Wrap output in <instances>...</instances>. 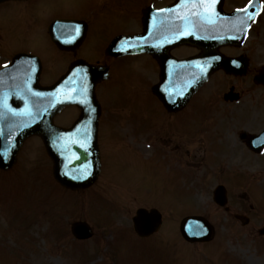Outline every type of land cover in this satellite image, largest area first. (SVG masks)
Segmentation results:
<instances>
[{
  "label": "rangeland",
  "instance_id": "1",
  "mask_svg": "<svg viewBox=\"0 0 264 264\" xmlns=\"http://www.w3.org/2000/svg\"><path fill=\"white\" fill-rule=\"evenodd\" d=\"M239 1L242 0H235L233 4ZM65 4L66 1H63L60 5ZM126 7L130 6L124 4L122 0H114L111 14L118 16L126 12ZM33 9H28V13L22 15L25 22L22 23L20 32L25 31L29 34L34 31L35 37L39 38V35H42L40 22L33 20L30 26L27 23L32 14L34 18L39 13V7ZM0 10V24L13 26L16 21L15 15L3 7ZM133 11L129 9L132 14ZM116 21L118 19L113 20ZM126 23L133 24L135 19L126 20ZM102 32L108 31L103 27ZM3 35H6V29L0 27V37ZM101 37L103 35H100L99 39ZM30 47L39 49L40 44L31 41ZM54 51L47 45L43 47L46 79L49 72H52L50 78L63 72L70 59L67 55L62 57L59 51L54 58ZM191 52L182 50L180 55ZM0 53L6 54L7 51L1 48ZM57 64L60 66L59 69L56 68ZM144 66V62H140L139 65L133 63L129 68L114 66L120 74V80L124 75H129L131 79L129 85L124 87V91L122 88L118 95L112 94L119 101L109 102L107 99L105 108L108 105L110 106L108 109L111 108L113 111L115 109L121 111L120 108L123 110L125 106H131L134 110L137 108L138 113L135 112L130 119H133L135 127L143 128V134L148 135L147 139L153 136L161 141L158 156L148 160L145 152V159L138 158L137 162L127 169L138 172L137 175L132 173L126 176L123 172L118 174L122 168L118 162L127 157L126 153H131L132 146L123 140L113 142L114 146L108 147L107 141L104 146L106 166L103 167L94 185L75 194L67 192L61 194L52 180L49 160L41 143L38 140L26 142L17 165L6 174L7 176L0 179V264H195L194 261L196 264H207V253L215 257L216 261H212L215 264L227 262L228 257L234 258L233 262L236 264H264V246L259 244V239L252 234L251 228H241L235 220L223 218L224 211L212 200V189L222 176L221 169L218 168L222 167L223 157L207 158L198 168L190 167L194 172L193 177L201 176L197 177L199 182L193 177L183 181L182 177L178 176L180 173L183 174L177 169L183 170L178 161L188 160L191 163L192 160L190 158L176 160L174 151L169 153L168 150L171 149L175 135H191L192 132L180 131L183 129L177 123L162 119L161 116L158 118L154 113L156 100L149 98V94L147 95L144 90L145 84L143 87L139 81L145 76L146 72L142 69ZM146 67L148 73L154 75V71H150L151 65L147 64ZM154 81L155 75L151 77L147 87ZM99 92L101 98H105L103 87ZM138 92H142L139 99ZM140 106L144 107L143 111L138 108ZM116 120L124 124V114L118 119L107 120L106 128L109 127L110 121H113L114 126L118 124ZM57 122L61 123V118L57 119ZM127 128L129 130V122ZM167 134L171 138L163 140ZM113 135L118 136L119 133L113 132ZM129 135L133 142L139 143L130 133ZM222 135L225 141V131ZM117 146L123 149L121 156H115L110 152ZM132 158L134 157L129 159ZM235 159L229 170L227 169L231 201L235 200V194L240 190L239 180L242 177L244 180L248 179L250 174L249 169L244 171L239 168L238 156ZM194 160L197 161V158ZM158 166L160 177L156 182L154 178ZM38 172H42L45 178L37 174ZM55 197L58 201L54 200ZM139 206L148 208L154 206L164 214L162 227L147 239H139L131 224V216ZM195 214L203 216L217 229L211 243L193 244L181 238L179 232L181 220L184 216ZM77 221H86L92 228L93 235L86 241H78L72 233L71 225ZM122 225L125 227H121ZM116 230L121 232V236L114 239L113 232ZM230 254L232 256H229ZM228 264H232L231 261Z\"/></svg>",
  "mask_w": 264,
  "mask_h": 264
},
{
  "label": "flooded vegetation",
  "instance_id": "2",
  "mask_svg": "<svg viewBox=\"0 0 264 264\" xmlns=\"http://www.w3.org/2000/svg\"><path fill=\"white\" fill-rule=\"evenodd\" d=\"M63 1H66L64 6L60 5ZM96 1L8 0L0 3V9L3 7L6 11H11L16 19L15 24L11 27L0 24V27L6 29V35L0 37V49L3 48L7 51L6 54L0 53V61H8L20 51H33V49L22 48L30 38V34H26L25 31L20 32L22 23L25 22V17L22 15L28 9L34 10L33 8L39 7L38 15L34 18H32L33 14L31 15L29 22H27L28 26L35 20L40 22L42 31L53 30V28L65 30L63 23H59V20L76 19L75 21H82H78V24H72L69 28L76 26L83 28L86 35L81 47L86 48V53L90 55L91 60L100 57L102 63L109 64L110 67L115 58L107 54L105 49L101 51L109 35L139 30L142 10L148 4L152 3L154 8H160L167 4L166 1L163 3L162 0H122L124 4L130 7H126V12L116 16L111 14L114 0H98V3ZM234 1L225 0L224 7L227 11L230 12L237 7L244 8L248 2H251L250 0H242L233 4ZM260 2L261 7L252 20L250 18L252 8L245 11L248 14V23L242 22L240 24V28H243L246 23L244 27L246 34L242 42L221 48L223 52H225L224 49L227 50L226 56L239 59L237 72L216 71L182 109L168 111L160 105V116L169 122L177 123L183 129L180 131L192 132L191 135H175L173 137L171 149L168 152L174 151V158L223 157L235 159L238 156L239 168L244 169V171H246L245 169L250 170L248 179L244 180L242 177L239 180L238 187L240 190L235 194L234 201H231L232 195H229L228 191L229 173L223 172V179L220 183L226 186L228 204L230 203L224 207V211L227 214L246 216V223L240 222L241 225L251 228L257 237L264 238V234L261 233V229L264 227V194H261L264 193V0H260ZM94 3H96L95 6ZM129 9L134 10L133 14L129 12ZM113 18H120L115 22L116 25L112 21ZM131 18L135 19V23L127 24L126 20ZM104 21L106 22L104 23ZM103 27L108 32H102ZM100 35L103 37L99 39ZM63 36L65 37V33ZM95 38L98 40H94ZM92 41L96 42L93 43ZM189 51L192 52L185 53L187 56H196L200 50L193 46L190 47ZM142 57L155 62L149 55H142ZM95 61L100 60L95 59ZM135 112H137V108L134 110L131 106H125V109L121 111H104L101 137L108 142H112L111 139H121L122 137L130 139V135L106 136L107 120L126 114L131 137L141 143L148 142V146L154 147V153H158L161 141L153 136L147 139L148 135L143 134V128L133 125V119L130 117L133 118ZM224 131L226 134L225 141H223L222 135ZM169 138L171 136L167 134V137L162 139ZM162 145L164 146L165 142ZM222 146H224L223 149Z\"/></svg>",
  "mask_w": 264,
  "mask_h": 264
},
{
  "label": "water",
  "instance_id": "3",
  "mask_svg": "<svg viewBox=\"0 0 264 264\" xmlns=\"http://www.w3.org/2000/svg\"><path fill=\"white\" fill-rule=\"evenodd\" d=\"M230 40V39H229ZM198 44H200L201 46H203V48L205 50H208V49H212L214 46L218 45L219 44V41L217 40H211V41H206V40H201V39H198L196 40ZM222 65V61L221 60H218V61H215L214 62V67L216 66H221ZM58 102L57 101L53 107H51V109L49 111L46 112V116H44L42 118V120L38 123H35L27 128H25L22 133L24 132H29V131H35V132H38L39 134H41V137L47 147V149L49 150V141L51 139V136L52 134H56V132L51 129V127L48 125V123L46 122V119H47V116H50L51 115V112L54 111V109L58 106ZM19 144V143H18ZM18 146V145H17ZM76 149L79 150V157L77 159H75L74 161L72 162H69L65 165L61 164V161L58 159L57 155L55 154H52L50 152V154L54 157V160H55V177L56 179L64 184L65 186H68V187H72V188H79V187H82V186H85L87 185L94 177H95V173L89 177L88 180H73L72 178H70L69 176H63V173L60 172L63 168H67V167H74V166H77V165H80V164H84L88 161V156L90 154H88V150L85 148V147H80V148H77L75 146ZM68 154H65L64 155V151H63V156H67ZM62 166V167H61ZM61 167V168H60ZM95 168H98V164L95 165ZM216 200L218 203L220 204H223L224 203V196L222 194H219L218 196H216ZM141 214L139 215L137 221H139V225L141 226H136V230L140 233V234H149L151 233L152 231L156 230V228L158 227L159 223H160V216L159 215H156V212L155 211H152L150 214H147L146 212H143V211H139ZM196 221V220H194ZM194 221L190 220L189 222L190 223H194ZM183 226V225H182ZM192 225H190L191 227ZM188 227V226H187ZM186 227V229H187ZM209 230V229H208ZM181 231L183 232V235L185 238H188L190 240H205V239H209L210 238V233L211 231L209 230V234L205 235V234H201V235H188L186 230L181 228ZM88 235L87 233L85 234H79L78 236H86Z\"/></svg>",
  "mask_w": 264,
  "mask_h": 264
},
{
  "label": "snow or ice",
  "instance_id": "4",
  "mask_svg": "<svg viewBox=\"0 0 264 264\" xmlns=\"http://www.w3.org/2000/svg\"><path fill=\"white\" fill-rule=\"evenodd\" d=\"M203 2H207L210 5H214L216 3V0H203ZM242 11V10H241Z\"/></svg>",
  "mask_w": 264,
  "mask_h": 264
}]
</instances>
